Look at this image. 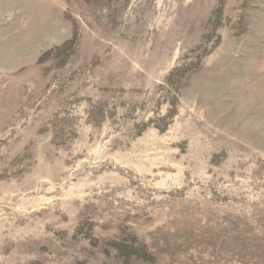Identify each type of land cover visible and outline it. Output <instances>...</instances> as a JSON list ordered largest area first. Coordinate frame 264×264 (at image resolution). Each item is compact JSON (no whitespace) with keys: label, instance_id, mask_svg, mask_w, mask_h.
I'll list each match as a JSON object with an SVG mask.
<instances>
[{"label":"rangeland","instance_id":"374dc122","mask_svg":"<svg viewBox=\"0 0 264 264\" xmlns=\"http://www.w3.org/2000/svg\"><path fill=\"white\" fill-rule=\"evenodd\" d=\"M0 264H264V0H0Z\"/></svg>","mask_w":264,"mask_h":264}]
</instances>
